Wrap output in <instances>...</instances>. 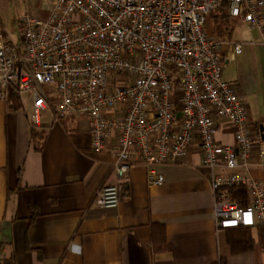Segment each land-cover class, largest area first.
Listing matches in <instances>:
<instances>
[{
	"label": "built area",
	"instance_id": "built-area-1",
	"mask_svg": "<svg viewBox=\"0 0 264 264\" xmlns=\"http://www.w3.org/2000/svg\"><path fill=\"white\" fill-rule=\"evenodd\" d=\"M43 2L45 18L20 17L18 45L4 41L0 22V100L8 89L26 95L34 128L52 107L56 119H88L90 149L111 155L115 179L96 191L95 206L117 207L136 164L146 167L148 185L161 186L155 168L196 147L217 231H264V186L242 174L255 150L264 168V120L255 131L245 102L223 79V42L205 32L207 16L223 5L229 17L264 31V0ZM218 120L232 126L234 145L216 140ZM236 186H244L245 206L226 192Z\"/></svg>",
	"mask_w": 264,
	"mask_h": 264
},
{
	"label": "crops",
	"instance_id": "crops-1",
	"mask_svg": "<svg viewBox=\"0 0 264 264\" xmlns=\"http://www.w3.org/2000/svg\"><path fill=\"white\" fill-rule=\"evenodd\" d=\"M12 4L0 0V22L4 41L18 45L20 18L19 41L9 34ZM44 8L36 16L45 18ZM209 21L210 37L223 42L224 65L233 63V74L225 78L223 70V79L245 102L258 132L264 120V31L229 17L225 5ZM234 45H240L239 54ZM22 96L8 89L0 100V264H218L220 257L227 264H264L259 227L251 228V252L228 253L196 147L176 164L155 168L161 186L148 185L146 167L134 165L117 207L100 209L94 196L103 184L115 183L113 158L91 151L88 119H56L52 107L31 135V106L26 97L25 108ZM216 140L234 145L227 121H217ZM242 174L264 186L257 150Z\"/></svg>",
	"mask_w": 264,
	"mask_h": 264
},
{
	"label": "trees",
	"instance_id": "trees-1",
	"mask_svg": "<svg viewBox=\"0 0 264 264\" xmlns=\"http://www.w3.org/2000/svg\"><path fill=\"white\" fill-rule=\"evenodd\" d=\"M210 15V14H209ZM206 18L205 25L207 23ZM31 135H35L34 127L29 123ZM230 198L235 201L240 207L246 205V193L244 186L231 187L226 190ZM226 236V246L228 253L231 255L234 254H243L251 252L254 249L251 229L248 227H239L234 229L223 230ZM259 249L264 253V231L262 228H259ZM225 257H220L218 264H227Z\"/></svg>",
	"mask_w": 264,
	"mask_h": 264
},
{
	"label": "rangeland",
	"instance_id": "rangeland-1",
	"mask_svg": "<svg viewBox=\"0 0 264 264\" xmlns=\"http://www.w3.org/2000/svg\"><path fill=\"white\" fill-rule=\"evenodd\" d=\"M44 7H48V5L44 4L43 0H13V4H12V9L9 11V34L16 37V40L19 41V30L16 26V21L18 18H20L21 16H23L25 13H28L29 15L32 16H36L38 13H40L41 11H43ZM40 17V16H37ZM42 18V17H40ZM209 18L207 19V23L205 25V32L207 33L208 36L210 35V29H211V23H209ZM233 21H231V25H232ZM254 33V32H253ZM251 52L250 55L252 58L255 59V62L257 63V56H258V52L256 50V47L254 48L253 46H251L250 48ZM246 54L242 55V58H245ZM253 63V62H252ZM224 77L228 78L231 77V75L233 74V63H229L228 65H224ZM26 95L22 96V102L23 105L26 108L27 105V101H26ZM48 112H50L49 110L46 112H42L40 114V122L43 123V116L45 114H48Z\"/></svg>",
	"mask_w": 264,
	"mask_h": 264
},
{
	"label": "water",
	"instance_id": "water-1",
	"mask_svg": "<svg viewBox=\"0 0 264 264\" xmlns=\"http://www.w3.org/2000/svg\"><path fill=\"white\" fill-rule=\"evenodd\" d=\"M179 114H177V116H178ZM259 132H262V127L261 126H259ZM261 139H263V136L261 135Z\"/></svg>",
	"mask_w": 264,
	"mask_h": 264
}]
</instances>
